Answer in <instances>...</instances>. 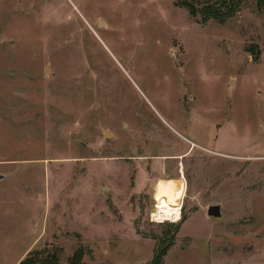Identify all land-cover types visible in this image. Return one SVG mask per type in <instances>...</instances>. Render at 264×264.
<instances>
[{
	"label": "rangeland",
	"instance_id": "rangeland-1",
	"mask_svg": "<svg viewBox=\"0 0 264 264\" xmlns=\"http://www.w3.org/2000/svg\"><path fill=\"white\" fill-rule=\"evenodd\" d=\"M180 1L0 0V264H264V12Z\"/></svg>",
	"mask_w": 264,
	"mask_h": 264
},
{
	"label": "trees",
	"instance_id": "trees-1",
	"mask_svg": "<svg viewBox=\"0 0 264 264\" xmlns=\"http://www.w3.org/2000/svg\"><path fill=\"white\" fill-rule=\"evenodd\" d=\"M245 0H181L178 5L190 11L191 16L201 17V22L214 20L216 22L224 23L241 9ZM256 8L260 12H264V0H254ZM179 230V225L175 229V234ZM176 236V235H175ZM175 237L167 244H157L154 259L152 264H163L164 257L167 255L170 247L174 245ZM43 262V263H42ZM50 262V261H49ZM41 256L36 255L34 258L30 257L23 260L20 264H44Z\"/></svg>",
	"mask_w": 264,
	"mask_h": 264
},
{
	"label": "bare ground",
	"instance_id": "bare-ground-1",
	"mask_svg": "<svg viewBox=\"0 0 264 264\" xmlns=\"http://www.w3.org/2000/svg\"><path fill=\"white\" fill-rule=\"evenodd\" d=\"M180 190L177 187L166 184L165 180L160 181L155 194L157 207L152 212L154 220L159 222L161 220H171L174 222L180 220V207L183 197V193Z\"/></svg>",
	"mask_w": 264,
	"mask_h": 264
},
{
	"label": "water",
	"instance_id": "water-1",
	"mask_svg": "<svg viewBox=\"0 0 264 264\" xmlns=\"http://www.w3.org/2000/svg\"><path fill=\"white\" fill-rule=\"evenodd\" d=\"M102 134H103V137L105 139H110V137H111V134L108 131H106V130H104L102 132ZM154 211H155V209L152 212H154ZM207 215H210L212 217L221 218L222 217V215H221V206H219V205L210 206L208 208Z\"/></svg>",
	"mask_w": 264,
	"mask_h": 264
},
{
	"label": "built area",
	"instance_id": "built-area-1",
	"mask_svg": "<svg viewBox=\"0 0 264 264\" xmlns=\"http://www.w3.org/2000/svg\"><path fill=\"white\" fill-rule=\"evenodd\" d=\"M154 220V219H153ZM169 221V220H168ZM161 222H164V221H161ZM161 222H159V223H161Z\"/></svg>",
	"mask_w": 264,
	"mask_h": 264
}]
</instances>
